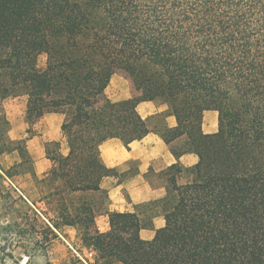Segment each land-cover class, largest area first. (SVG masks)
<instances>
[{
  "label": "trees",
  "instance_id": "16d2710c",
  "mask_svg": "<svg viewBox=\"0 0 264 264\" xmlns=\"http://www.w3.org/2000/svg\"><path fill=\"white\" fill-rule=\"evenodd\" d=\"M117 72L132 95L112 101ZM16 96L27 136L45 114L63 117L67 152L45 141L51 167L39 177L0 104V157H18L4 173H29L53 213L38 210L43 231L30 229L40 248L68 225L104 264H264V0H0V100ZM144 100L166 105L152 125L137 109ZM210 110L217 128L204 132ZM150 132L177 159L160 172L163 196L107 210L101 181L127 173L105 165L101 143L129 148ZM185 153L197 161L184 166ZM157 216L164 224L142 238Z\"/></svg>",
  "mask_w": 264,
  "mask_h": 264
},
{
  "label": "rangeland",
  "instance_id": "374dc122",
  "mask_svg": "<svg viewBox=\"0 0 264 264\" xmlns=\"http://www.w3.org/2000/svg\"><path fill=\"white\" fill-rule=\"evenodd\" d=\"M45 59V55H40L38 64L43 66ZM106 94L112 101L131 97V83L122 73L117 72L112 75L106 88ZM0 104L11 124L10 137L13 139L32 138L27 145L31 152L34 151V143L39 146L42 144L40 135L43 134L44 121H38L35 125V134L27 136L26 98L24 96L6 97L0 100ZM216 128V111H206L203 117L204 131L212 132ZM62 141L63 143L59 147L60 151L67 149L66 143L64 140ZM16 160V154H4L0 157V264H104L98 259L97 251L93 247H87L82 243L78 232L72 237H66L68 244L62 238L53 239L44 248H40L36 244L41 235L32 234L30 229L35 227L38 232L43 231L42 223L34 220L37 216V219H43L38 210L48 212V217L53 213L47 210L46 201H39L40 188L35 185L29 173H22L14 177H8L4 173V169H8ZM38 175L41 177V174ZM148 177L154 186L152 195L164 193L165 182L162 175L150 172ZM186 178L187 174L184 173L179 181L183 182ZM33 192L36 194V200L32 202V205H26L19 201V197L23 198V195L29 197ZM92 196L100 198L97 193ZM140 197L145 198L146 195L142 194ZM96 222L101 231L108 229L106 218L97 217ZM7 225L11 226L8 228Z\"/></svg>",
  "mask_w": 264,
  "mask_h": 264
},
{
  "label": "crops",
  "instance_id": "0c3cea01",
  "mask_svg": "<svg viewBox=\"0 0 264 264\" xmlns=\"http://www.w3.org/2000/svg\"><path fill=\"white\" fill-rule=\"evenodd\" d=\"M126 98L129 97L123 99ZM137 109L140 115L143 118H146L149 124L152 125L155 122L156 115L166 110V105L150 100H144L138 104ZM62 119L63 117L59 113H48L40 119L44 121L43 134L40 135L42 138V144L39 146L37 143H34V151L32 150L31 152L29 145H27L32 138L26 139V145L33 159V167L37 176H39L38 174H41L42 176V174L47 172L51 167V161L45 157L44 142L54 140L60 141L61 145L63 143L62 138L60 137V124ZM165 122L169 127H173L175 125V118L168 115L165 117ZM61 152L65 154L67 149H62ZM100 153L106 166L115 168L119 173H127V176H124L121 179L115 176H107L101 181V187L107 192L105 207L109 211H131L133 204L163 196L164 193L160 195H152L154 186L152 182L149 181L148 174L150 172L160 174V172L167 166L177 162V159L170 152L168 145L153 132L148 133L140 140L132 141L129 144V148H126L122 141L117 138L107 139L101 143ZM37 158H39V160H37ZM178 160L181 164L187 167L193 165L197 161V157L193 153H185L181 155ZM142 194H145L146 197L141 198L140 196ZM23 198L19 197V201L26 205H32V202L36 200V194L33 192L29 197L23 195ZM97 217H104L107 219V216L105 215H98ZM153 223V229H141L140 235L142 238L151 239L154 235L155 229L164 224L163 217H155ZM56 232L58 237H56L55 240L62 238L68 244V239L66 237H72L78 231L74 226L64 225ZM65 234L67 235L65 236Z\"/></svg>",
  "mask_w": 264,
  "mask_h": 264
}]
</instances>
